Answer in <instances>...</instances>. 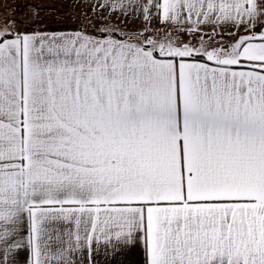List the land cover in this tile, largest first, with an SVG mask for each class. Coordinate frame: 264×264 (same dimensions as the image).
<instances>
[{
	"label": "snow or ice",
	"instance_id": "1",
	"mask_svg": "<svg viewBox=\"0 0 264 264\" xmlns=\"http://www.w3.org/2000/svg\"><path fill=\"white\" fill-rule=\"evenodd\" d=\"M88 7L0 23V264H264V0Z\"/></svg>",
	"mask_w": 264,
	"mask_h": 264
},
{
	"label": "crops",
	"instance_id": "2",
	"mask_svg": "<svg viewBox=\"0 0 264 264\" xmlns=\"http://www.w3.org/2000/svg\"><path fill=\"white\" fill-rule=\"evenodd\" d=\"M30 1L33 4H37L40 0H30ZM20 2L28 3V0H20ZM55 2H63V3L65 2V3L72 4V5H75V4H79V5H77V7L75 8L74 7H69V8L56 7V13L62 14L64 12V13H67L68 15L66 16L65 20H62L61 22H56L52 26H43V27L39 26L38 18H36L38 15L37 14L38 10H36L35 21H33L36 28L43 29L46 31H75V30H78L81 24V17H87L93 20L94 22L98 23L100 17L107 15L102 10H97V11L89 10V7H88L89 0H55ZM22 6L23 5H21V7ZM38 6L39 7L37 8H39V10H42V11L43 9L46 10L45 6L42 7V5L40 4H38ZM78 12H81L80 14L84 13L86 16H82V15L78 16L77 14ZM29 16H30L29 13L25 12L22 17V20L23 19L28 20ZM109 20H113V21L131 20L137 23L144 24V21L142 19L129 18V17H124V16H121L119 18L109 16ZM19 26L23 27L20 21H19ZM151 26L154 28L163 27L161 23L155 20L153 21ZM90 30L91 29H89V31ZM257 31H259V29H257ZM240 34L243 35L244 33L241 32ZM230 39L231 37L225 36L226 41ZM95 261L97 262V264H142V254H141V250L139 246H136L135 248L125 249L121 252H118L114 257H111V258H105L103 255L96 256ZM85 264H87V261H85Z\"/></svg>",
	"mask_w": 264,
	"mask_h": 264
},
{
	"label": "rangeland",
	"instance_id": "3",
	"mask_svg": "<svg viewBox=\"0 0 264 264\" xmlns=\"http://www.w3.org/2000/svg\"><path fill=\"white\" fill-rule=\"evenodd\" d=\"M38 4L42 5V7L45 6L46 10L44 9L43 11L39 10V8H37ZM21 5L23 6L21 7ZM77 5L79 4L72 5V4L65 3V2L64 3L55 2V0H40L37 4H33L30 0H28V3L26 2L22 3L20 2V0H0V23H2L6 17L11 15L12 17L16 18L15 22L17 26L20 27L19 21L22 20V17L25 12L29 14L34 12L35 14L36 10H38V13H37L38 15L36 18H38L39 26H42V27L52 26L56 22H61L62 20H65L66 16L68 15L67 13H64V12L62 14L56 13V7H62V8L74 7L75 8L77 7ZM80 13L81 12L77 13L78 16L80 15L86 16L84 13L83 14H80ZM28 20H33V17L29 16ZM117 22H122L121 27L125 29L139 28L143 25L142 23H137L131 20H119Z\"/></svg>",
	"mask_w": 264,
	"mask_h": 264
}]
</instances>
